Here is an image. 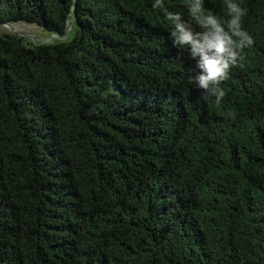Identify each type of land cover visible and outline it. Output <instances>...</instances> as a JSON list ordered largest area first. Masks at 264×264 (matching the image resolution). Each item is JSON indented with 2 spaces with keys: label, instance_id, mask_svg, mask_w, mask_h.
<instances>
[{
  "label": "trees",
  "instance_id": "trees-1",
  "mask_svg": "<svg viewBox=\"0 0 264 264\" xmlns=\"http://www.w3.org/2000/svg\"><path fill=\"white\" fill-rule=\"evenodd\" d=\"M236 2L217 107L154 0H0L59 37L0 34V264H264V0Z\"/></svg>",
  "mask_w": 264,
  "mask_h": 264
},
{
  "label": "clouds",
  "instance_id": "clouds-1",
  "mask_svg": "<svg viewBox=\"0 0 264 264\" xmlns=\"http://www.w3.org/2000/svg\"><path fill=\"white\" fill-rule=\"evenodd\" d=\"M224 2L226 17L206 8L205 0H184L187 19L181 12L168 11L164 0H154L152 4L153 9L164 11L171 25L172 46L186 51L195 61L189 83L202 94L214 97L217 107L227 95L224 82L230 79L234 68L243 66L245 50L254 45V38L244 28L245 9L236 0Z\"/></svg>",
  "mask_w": 264,
  "mask_h": 264
},
{
  "label": "rangeland",
  "instance_id": "rangeland-1",
  "mask_svg": "<svg viewBox=\"0 0 264 264\" xmlns=\"http://www.w3.org/2000/svg\"><path fill=\"white\" fill-rule=\"evenodd\" d=\"M3 33L16 34L34 44L50 42L52 39H56V37H51L50 34L43 31L40 26L26 22H16L10 25L0 24V34Z\"/></svg>",
  "mask_w": 264,
  "mask_h": 264
},
{
  "label": "water",
  "instance_id": "water-1",
  "mask_svg": "<svg viewBox=\"0 0 264 264\" xmlns=\"http://www.w3.org/2000/svg\"><path fill=\"white\" fill-rule=\"evenodd\" d=\"M71 21H72V19H70V20L68 21V23H71ZM50 36H51V37L59 38L58 36H56V35H54V34H50Z\"/></svg>",
  "mask_w": 264,
  "mask_h": 264
},
{
  "label": "built area",
  "instance_id": "built-area-1",
  "mask_svg": "<svg viewBox=\"0 0 264 264\" xmlns=\"http://www.w3.org/2000/svg\"><path fill=\"white\" fill-rule=\"evenodd\" d=\"M67 30H69V27H67Z\"/></svg>",
  "mask_w": 264,
  "mask_h": 264
},
{
  "label": "bare ground",
  "instance_id": "bare-ground-1",
  "mask_svg": "<svg viewBox=\"0 0 264 264\" xmlns=\"http://www.w3.org/2000/svg\"><path fill=\"white\" fill-rule=\"evenodd\" d=\"M5 25V24H4ZM8 25H10V24H8Z\"/></svg>",
  "mask_w": 264,
  "mask_h": 264
}]
</instances>
